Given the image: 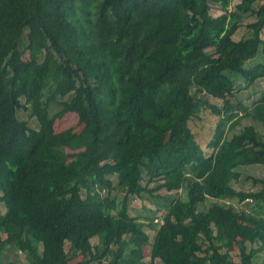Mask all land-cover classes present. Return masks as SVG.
<instances>
[{"label":"trees","instance_id":"obj_1","mask_svg":"<svg viewBox=\"0 0 264 264\" xmlns=\"http://www.w3.org/2000/svg\"><path fill=\"white\" fill-rule=\"evenodd\" d=\"M263 30L264 0H0V264H18L11 245L25 264H264V178L233 186L239 166L264 165V130L233 132L244 117L264 129V92L236 96L237 80L264 77V62L246 65ZM203 109L218 117L207 153L189 126ZM66 113L79 131L54 130ZM136 198L162 211L151 238ZM144 242L147 261L129 256Z\"/></svg>","mask_w":264,"mask_h":264},{"label":"rangeland","instance_id":"obj_2","mask_svg":"<svg viewBox=\"0 0 264 264\" xmlns=\"http://www.w3.org/2000/svg\"><path fill=\"white\" fill-rule=\"evenodd\" d=\"M238 0H232V4L236 3ZM257 3L254 4L256 6ZM210 6H211V11L210 13L213 15L219 14L221 12L220 5L218 3L210 1ZM252 17L246 18L243 23L239 26V28L236 30V32L233 35L234 39H239L241 37H245L249 35V30L246 27V23L252 21ZM261 37L264 39V30L262 31ZM27 57V51L24 50L23 52V58ZM256 62H264V54L261 52L253 59L249 60L246 62V65L254 64ZM239 84V85H238ZM241 84V85H240ZM236 96L238 99H240L246 106H250L251 103L258 98V96L264 92V77H260L256 79L252 84L245 85L243 80H237V86H236ZM211 102L219 104L223 111L229 108L230 103L232 100L230 98H226L223 100L219 99H211ZM54 110V108H53ZM17 115L20 119L27 120L28 124L32 128H37L38 123L37 120L34 117H31L29 115V111L27 110H22L19 109L17 111ZM218 120V117L214 114L209 109H203L201 110L197 116L191 118L189 122V126L195 136L196 141L199 143V145L203 148L204 152H210L211 147L209 146L208 142L211 139L215 124ZM247 124H253L257 130L260 133H263V127L261 123L258 121L252 120L248 117L242 118L240 123L235 127L233 132L238 131L242 126L247 125ZM54 130L56 132H59L65 128L72 127L74 131H79L82 127V124L78 122V118L76 114L74 113H66L63 117L56 119L54 121ZM228 136L231 135V133L227 134ZM239 172L241 173V178L233 183V186L237 189H242V190H254L258 186L254 185L251 181V179H248V177L253 176V177H261L264 178V165L260 164H250V165H242L238 167ZM145 183V181H144ZM175 183V179H170L168 180V184L172 185ZM157 184V182H151L148 183L149 187H154ZM156 193L162 195V196H175L179 195L182 198L185 196L184 190H177L175 188L173 189H167L165 187L159 189L156 191ZM1 194V191H0ZM117 195H120L119 192H116ZM212 202V199L208 198L205 200L202 204H199L198 208L199 209H205L208 207ZM234 202V201H233ZM236 208L238 209H250V206L252 204H245V203H236L234 202ZM1 211L3 212L5 210L4 205H0ZM156 205L152 203L149 200H140V199H134L130 200L128 203V211L129 214L140 222V227L145 229L146 233L151 236L153 235V231L150 230L147 226V221L152 219V218H159L162 214L161 210H155ZM152 211L151 212H149ZM151 216V217H150ZM154 220V219H153ZM143 224H145L143 226ZM91 242L93 244L97 243V237L91 238ZM67 248V245H66ZM16 250L13 249V246H8L6 247V250L4 252L5 255V260L8 259H13L15 260L18 264H25L26 262V257L23 252H15ZM149 244L148 242H144L143 246L141 247L140 250H137L135 252L129 251L128 254L129 256L135 255L137 257L142 258L143 260L147 261L149 259ZM230 255L232 259L238 260V254L237 250L234 249L230 251ZM264 256V253H261L258 257L254 259V262L260 261V259ZM79 260H81V256L78 257H73L70 258L68 261L69 264H76ZM154 264H160V261L158 259L155 260Z\"/></svg>","mask_w":264,"mask_h":264},{"label":"built area","instance_id":"obj_3","mask_svg":"<svg viewBox=\"0 0 264 264\" xmlns=\"http://www.w3.org/2000/svg\"><path fill=\"white\" fill-rule=\"evenodd\" d=\"M155 221H157V218H155Z\"/></svg>","mask_w":264,"mask_h":264}]
</instances>
